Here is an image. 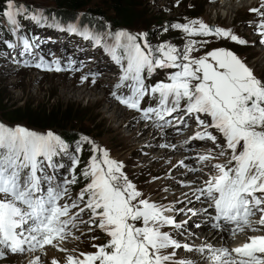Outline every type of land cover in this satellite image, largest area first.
<instances>
[{"label":"snow or ice","instance_id":"1","mask_svg":"<svg viewBox=\"0 0 264 264\" xmlns=\"http://www.w3.org/2000/svg\"><path fill=\"white\" fill-rule=\"evenodd\" d=\"M248 12L256 19L247 24L264 46V0ZM0 19L13 38L2 41L13 63L56 72L84 67L70 56L49 53L52 58L46 59L21 19L101 47L119 68L110 96L136 113L132 119L143 123L138 135L151 129L142 154L162 150L151 157L163 161L162 173L150 174L147 183L167 181L165 193L188 189L168 203L163 202L167 196L153 199L129 178L122 161L90 137L81 135L73 144L50 129L0 122V260L28 254V264H44L42 254L51 246L66 253L63 264H264V78L233 49L209 48L214 41H250L231 27L185 17L161 26L165 33H180L179 43H153L145 31H113L106 22L98 28L79 22V15L64 23L20 0H0ZM158 71L165 79L148 83ZM97 75L89 70L80 82L91 77L94 84ZM149 98L155 103L146 105ZM193 125L185 140L171 142L173 133ZM84 144L90 146L79 168L84 184L72 193ZM198 144L208 147H192ZM181 149L186 154L173 162L171 153ZM80 228L102 231L106 242L78 254L63 247L69 237L79 239L74 233ZM207 229L212 236L189 242L196 231ZM237 235L244 241L227 247L226 237ZM50 264L61 261L53 257Z\"/></svg>","mask_w":264,"mask_h":264},{"label":"rangeland","instance_id":"2","mask_svg":"<svg viewBox=\"0 0 264 264\" xmlns=\"http://www.w3.org/2000/svg\"><path fill=\"white\" fill-rule=\"evenodd\" d=\"M89 1H91L89 6H84L74 11L57 7V0H20V2L27 4L29 8L43 9L50 16L55 15L62 20H70L77 15L82 16V18L83 16L87 17L86 12H90L89 8H97L99 12L104 14L102 20L98 19L99 22L103 27L106 22L111 28L109 20L114 19V14L108 9L109 5L101 0ZM135 1L137 5L132 11L128 12V16L131 18L128 21V25L122 27L123 29L135 33L140 31L148 32L153 43H157L160 40H171L179 43L180 33L176 30H169L165 33L161 26L166 22L182 20L185 17H199L210 24L215 23L216 25L231 27L238 35L244 37L250 43L248 45H229V41L221 40L218 42L214 41L209 45V48L222 46L233 49L241 58L245 59L246 64L258 78H264V46L259 44L253 28L247 24V21L256 19L254 14L248 12V9L258 6L261 0H227L228 2L226 1V3L224 0ZM189 5H194V7H189ZM119 21H123L122 17ZM111 29L114 30L113 28ZM253 41L254 43H251ZM76 45L78 46V44ZM59 46H50L48 51L55 56L65 57L64 52H60ZM3 52H6V47L1 48L0 46V122L9 126L20 124L32 130L44 132L49 129L36 127L29 122H41L51 113L56 116L57 120L64 116L63 121H59L62 127L50 130L57 134L59 132L61 134L76 132L79 135L78 137L86 135L96 141L108 150L112 158L124 163L125 171L129 178L133 179L134 183L146 195L151 193L152 198L156 200L167 196V199L163 202L168 203L173 199H179L181 192L188 191L187 188L174 187L168 193H165L162 188L165 183H168L167 181L147 183L150 179V174L159 175L162 173L163 161L157 160L153 162L151 160L152 156L160 155L162 150L158 149L149 152V149L144 148L143 151L149 152V155L145 156L142 154V146L149 139L151 129L138 135V132H141L143 128V123H138L132 119L136 113L124 110L121 105L115 102L110 96L111 86L103 84V82L107 81L96 76L94 84L91 79L81 83L82 68L76 72L71 71L69 74H41L32 70L17 71L10 64H7L11 58L8 50V56H6L8 60H5ZM98 52L103 53L101 50H98ZM88 57H92V55ZM51 58V55L46 57L49 60ZM85 64L89 66L95 64V62L84 61V67H86ZM109 76V80L115 77L114 75ZM91 89L94 91H91ZM102 94H104L103 97ZM113 110H118L121 114L114 116ZM9 111H16V115L13 118L17 120L10 121L3 117ZM122 117L124 119L121 121ZM190 134L191 132L189 131L173 133L171 142L179 143ZM195 148L200 149L199 147ZM184 154L186 153L182 149L171 153L172 161L175 162L180 158L179 156ZM80 155L81 160L88 159L90 146L84 144ZM191 178L190 176L189 179ZM77 188H80V186H77ZM193 206L199 207L200 205L194 204ZM183 218V216L180 217V219ZM209 231L212 230L196 231L195 237L189 242L194 244L201 243L204 240V235L202 236V234ZM99 233L100 235L98 230H96L88 234L84 228H80L74 233V236L79 237V239L69 237L62 242V246L69 251L76 249V254L81 251H94L92 245L94 243H104L102 239L107 238L102 231L99 230ZM92 235L99 238L93 241L90 239ZM239 236L244 237L243 235H237L236 238H232V241L228 240L229 237H226V245L232 247L233 241L239 239ZM216 243L219 244L220 241ZM179 254L181 257L184 256L183 251H180ZM65 256L66 253L50 246L46 248V254H42V260L44 264H50L51 259L56 257L63 264ZM30 258L28 254L15 255L10 259L0 260V264H28Z\"/></svg>","mask_w":264,"mask_h":264},{"label":"trees","instance_id":"3","mask_svg":"<svg viewBox=\"0 0 264 264\" xmlns=\"http://www.w3.org/2000/svg\"><path fill=\"white\" fill-rule=\"evenodd\" d=\"M105 4H108V9L112 11L114 14L113 25L116 29H123L122 27H126L128 25V21L131 17H129L128 12L132 11L133 8L137 5L135 0H101ZM91 1L89 0H57L56 6L60 8H66L67 10H74L79 9L84 6H89V3ZM89 13L86 12L87 17H80L82 24H88V25H95L99 26V28H102L100 26L99 20L101 19L104 14L99 12L97 8H89ZM120 16V17H119ZM122 17L123 21H119ZM120 18V19H119ZM71 20V19H70ZM64 23H67L69 20H63ZM7 25L5 20L0 19V26ZM16 111H9L7 112L3 117H5L8 120H17L13 117H15ZM64 116L60 118V120L56 119V116H54L53 113H51L49 116L45 117L44 120L40 121H33L29 122L32 125L36 127H40L43 129H53V128H59L62 127L61 123L59 121H63ZM22 120V119H21ZM79 135L76 134V132H66L62 133L61 137L64 138L67 142L73 143Z\"/></svg>","mask_w":264,"mask_h":264},{"label":"bare ground","instance_id":"4","mask_svg":"<svg viewBox=\"0 0 264 264\" xmlns=\"http://www.w3.org/2000/svg\"><path fill=\"white\" fill-rule=\"evenodd\" d=\"M225 1V3H226V1L227 0H224ZM228 2V1H227ZM224 3V2H223ZM82 17V16H81ZM104 75H111V72H104ZM104 80H106V81H109L108 80V78H105ZM88 87V86H87ZM91 91H94L93 89H91ZM104 96V94H102V97ZM113 114H114V116H119L121 113L120 112H118V110H113ZM124 119V117H122L121 118V121ZM180 158H181V156H179ZM210 232V233H209ZM209 232H204V234H202V236L204 235V239L206 238V237H209V235H213L212 234V231H209ZM249 234V233H248ZM240 238H244L245 239V237H241V236H239V239H237V240H235V241H233V243H236V242H238V240H244V239H240ZM228 240H230V241H232V238H230L229 237V239ZM217 241H219V240H217ZM216 241V242H217ZM227 247H228V245H226ZM230 248V247H229Z\"/></svg>","mask_w":264,"mask_h":264},{"label":"water","instance_id":"5","mask_svg":"<svg viewBox=\"0 0 264 264\" xmlns=\"http://www.w3.org/2000/svg\"><path fill=\"white\" fill-rule=\"evenodd\" d=\"M80 9V8H79ZM79 9H76V10H79Z\"/></svg>","mask_w":264,"mask_h":264}]
</instances>
